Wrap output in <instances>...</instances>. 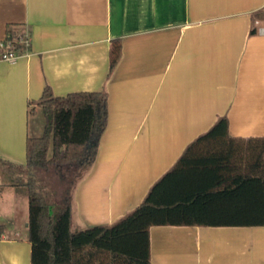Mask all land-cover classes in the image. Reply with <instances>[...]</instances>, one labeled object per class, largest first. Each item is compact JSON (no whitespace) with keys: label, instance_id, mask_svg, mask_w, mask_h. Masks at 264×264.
I'll return each mask as SVG.
<instances>
[{"label":"crops","instance_id":"obj_1","mask_svg":"<svg viewBox=\"0 0 264 264\" xmlns=\"http://www.w3.org/2000/svg\"><path fill=\"white\" fill-rule=\"evenodd\" d=\"M7 32L29 46L15 64L0 62L1 160L25 166L27 138L43 132L29 110L45 89L107 95L95 161L73 189L76 229L132 212L219 118L228 127L217 151L229 153L219 166L237 171L219 170L215 190L232 189L237 175L264 178V0H0V40ZM14 179L0 171V264H30L27 199ZM148 233L150 264H264V226Z\"/></svg>","mask_w":264,"mask_h":264},{"label":"trees","instance_id":"obj_2","mask_svg":"<svg viewBox=\"0 0 264 264\" xmlns=\"http://www.w3.org/2000/svg\"><path fill=\"white\" fill-rule=\"evenodd\" d=\"M5 37L8 49L20 53V35L7 32ZM119 57V45L113 44L111 71ZM36 105L41 108L43 132L40 137L27 138L25 166L14 167L0 159V171L11 179L19 177L12 182L26 189L30 264H150V227L264 226V178L237 175L232 189L215 190L219 170L237 171L235 166H219L229 158V153L224 156L217 151L216 144L227 137L228 127L227 120L219 118L185 148L132 212L111 226L73 233L71 197L64 192L67 189L69 193L95 161L97 141L105 130L107 95L82 92L54 97L45 89ZM50 172L63 185L53 199L42 188L39 177ZM211 175L215 177L213 183ZM246 191L259 192V196L242 200L240 196ZM241 201L248 205L243 212L236 209ZM230 202L233 209L228 210L232 211L221 209ZM2 229L0 226V234Z\"/></svg>","mask_w":264,"mask_h":264},{"label":"rangeland","instance_id":"obj_3","mask_svg":"<svg viewBox=\"0 0 264 264\" xmlns=\"http://www.w3.org/2000/svg\"><path fill=\"white\" fill-rule=\"evenodd\" d=\"M40 109L41 108L39 106H37L36 104L31 107V113L34 112V111H36V114L31 115V117H30V123H31V125L34 124V121H36L37 118L38 119L40 118L41 123H42V126H43V117H42V114L40 112ZM39 177H40V180H41V186H42V188H44V190L47 193V195H48L49 198L53 199L54 196L56 195V193H59V192L62 191L63 185L57 179V176H56L55 173H53V172H50L48 174L40 173L39 174ZM73 189L71 191H69V193H68V190L67 189L64 192V194H70L71 202H72V197H73ZM17 192H19V193L24 192L25 197L27 199L26 189L24 187H19ZM57 197H59V195H57ZM71 231H73V232L76 233V232H79L80 230L76 229L74 227V225L71 224Z\"/></svg>","mask_w":264,"mask_h":264},{"label":"built area","instance_id":"obj_4","mask_svg":"<svg viewBox=\"0 0 264 264\" xmlns=\"http://www.w3.org/2000/svg\"><path fill=\"white\" fill-rule=\"evenodd\" d=\"M18 42L20 43V45H23L24 48H27L29 46V40L26 36L20 35ZM6 44V37L3 40H0V62H4L10 65L15 64L21 57V54L9 50Z\"/></svg>","mask_w":264,"mask_h":264}]
</instances>
